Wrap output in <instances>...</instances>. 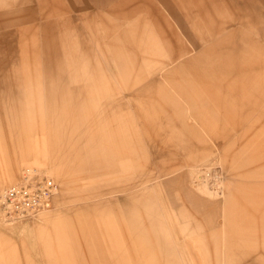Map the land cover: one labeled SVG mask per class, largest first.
<instances>
[{
    "label": "rangeland",
    "instance_id": "1",
    "mask_svg": "<svg viewBox=\"0 0 264 264\" xmlns=\"http://www.w3.org/2000/svg\"><path fill=\"white\" fill-rule=\"evenodd\" d=\"M25 169L57 196L0 264H264V0H0V194Z\"/></svg>",
    "mask_w": 264,
    "mask_h": 264
},
{
    "label": "built area",
    "instance_id": "2",
    "mask_svg": "<svg viewBox=\"0 0 264 264\" xmlns=\"http://www.w3.org/2000/svg\"><path fill=\"white\" fill-rule=\"evenodd\" d=\"M58 191L51 179L25 169L20 180L0 194V219L5 222L32 218L53 208Z\"/></svg>",
    "mask_w": 264,
    "mask_h": 264
},
{
    "label": "crops",
    "instance_id": "3",
    "mask_svg": "<svg viewBox=\"0 0 264 264\" xmlns=\"http://www.w3.org/2000/svg\"><path fill=\"white\" fill-rule=\"evenodd\" d=\"M150 35H148L147 37H146V39L144 40V41H146L145 42V49H143L144 51H146V52H149V53H151V54H156V53H158V54H162V55H164V52H163V50L162 49H160V48H158V42L156 41V40H153V38L152 39H150L151 37H149ZM124 60L126 61V68H125V70L123 71V77H124V79H128V78H130L131 76H132V74H133V71H132V62H133V60H132V57L131 56H126V57H124ZM151 67H149L148 66V69H150ZM147 71V70H146ZM140 77H143V73H140L139 75H138V79L140 78ZM55 164H58L57 162H55ZM54 164V165H55ZM64 172H63V170L62 169H58L57 168V165H55V174H54V177L56 178V180L57 181H60V183L63 185L64 183ZM8 177H9V179H11L12 178V172L11 173H9L8 174Z\"/></svg>",
    "mask_w": 264,
    "mask_h": 264
},
{
    "label": "bare ground",
    "instance_id": "4",
    "mask_svg": "<svg viewBox=\"0 0 264 264\" xmlns=\"http://www.w3.org/2000/svg\"><path fill=\"white\" fill-rule=\"evenodd\" d=\"M203 185V184H202ZM57 196V195H56ZM53 202V201H52ZM43 214V213H42Z\"/></svg>",
    "mask_w": 264,
    "mask_h": 264
}]
</instances>
